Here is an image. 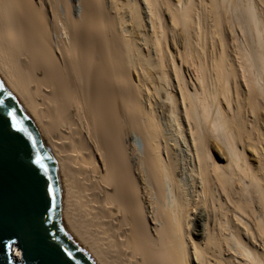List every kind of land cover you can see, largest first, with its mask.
Returning a JSON list of instances; mask_svg holds the SVG:
<instances>
[{"label":"bare ground","instance_id":"bare-ground-1","mask_svg":"<svg viewBox=\"0 0 264 264\" xmlns=\"http://www.w3.org/2000/svg\"><path fill=\"white\" fill-rule=\"evenodd\" d=\"M0 73L100 264H264V0H0Z\"/></svg>","mask_w":264,"mask_h":264},{"label":"water","instance_id":"water-1","mask_svg":"<svg viewBox=\"0 0 264 264\" xmlns=\"http://www.w3.org/2000/svg\"><path fill=\"white\" fill-rule=\"evenodd\" d=\"M0 90L11 93L10 107H14L17 118L26 130L13 133L22 137L17 141L21 148L18 159H10L0 170V264H100L91 251L64 224L62 205L64 197V180L58 159L48 141L40 130L31 112L14 92L0 73ZM0 98L2 94H0ZM6 112L0 109V117ZM5 138L7 128H3ZM30 139L36 142L33 150ZM38 152L47 171L37 174L29 163L28 154ZM29 177L30 210L27 218L21 220L14 211L19 192L17 177ZM53 191L49 193L47 188ZM47 209V210H46ZM8 237L16 240V247H6ZM20 251V257L15 250ZM65 249L72 253L68 257Z\"/></svg>","mask_w":264,"mask_h":264},{"label":"snow or ice","instance_id":"snow-or-ice-1","mask_svg":"<svg viewBox=\"0 0 264 264\" xmlns=\"http://www.w3.org/2000/svg\"><path fill=\"white\" fill-rule=\"evenodd\" d=\"M0 94H2L3 98H0V109H3L6 112V116L0 117V170H2L3 165L6 161L10 159H18L19 154L21 152V148L18 145L17 141L22 137L14 136L13 133L22 134L26 130L22 126L20 120L17 118V112L14 107H10L9 102L12 99L11 93H2L0 90ZM6 127L7 137L5 138V134L3 128ZM29 144L30 147L34 150L36 147V142L30 139L29 134ZM29 163L33 166V169L40 174L41 172H46V165L42 162V158L38 152L34 155L30 152L28 154ZM29 177L27 175H20L17 177V187H18V198L16 204L14 206V211L20 216L21 220L27 218V215L30 210V198L28 195L29 192ZM47 191L51 193L53 190L48 187ZM47 210V209H46ZM3 208L0 205V213H2ZM10 243L6 245L9 249L16 247V240L12 237H8ZM68 257L72 256V253L67 249L64 250ZM15 255H20L19 252H15Z\"/></svg>","mask_w":264,"mask_h":264},{"label":"rangeland","instance_id":"rangeland-1","mask_svg":"<svg viewBox=\"0 0 264 264\" xmlns=\"http://www.w3.org/2000/svg\"><path fill=\"white\" fill-rule=\"evenodd\" d=\"M160 121H161V124H162V128H163V129L165 128L166 131H168V130H167V124H166V123H167V118H166V117H160ZM164 126H165V127H164ZM165 129H164V130H165ZM169 142H170V144L172 143V141H169V140H168V143H169Z\"/></svg>","mask_w":264,"mask_h":264}]
</instances>
